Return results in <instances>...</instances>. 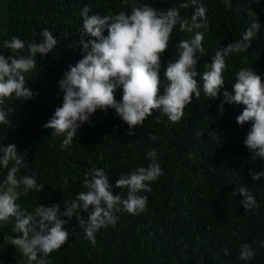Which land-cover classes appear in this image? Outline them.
Segmentation results:
<instances>
[{
    "label": "trees",
    "instance_id": "trees-1",
    "mask_svg": "<svg viewBox=\"0 0 264 264\" xmlns=\"http://www.w3.org/2000/svg\"><path fill=\"white\" fill-rule=\"evenodd\" d=\"M124 0H6L4 16L0 19V53L26 55V49L12 53L3 47L4 41L17 36L26 42L42 41L39 33L47 28L58 43L46 56H36V68L26 75L27 86L35 93L30 100L6 101L13 112L9 125L0 124V146L17 145L26 167L17 176L35 175L37 183H43L42 192L29 191L17 203L31 212L39 205L72 201L86 191L83 179L93 167L104 168L114 185L120 175L147 166L146 153L157 150V162L163 169L151 193L147 195V210L139 215L118 213L115 226L101 228L96 233L95 244L86 238L75 216L64 227L70 237L59 251L50 254L51 264H264V248L253 243L264 240V178L253 181L250 169L264 170V161L250 162V152L243 141L251 128V122L237 124L236 117L245 107L242 104H224L223 114L219 105L224 90L233 92L236 74L242 68L254 70L264 80V0H201L208 8L209 28L203 32L204 54L198 57L197 70L206 71L216 50L239 40L251 20L249 11H255L262 28L252 40L248 51L233 53L227 58L224 72L225 86L218 98L201 96L186 106L184 116L172 123L159 111L146 118L142 126L131 129L109 108L105 114L97 110L78 129L72 144L66 149L60 145L65 138L52 136L51 129L43 125L63 104V91L58 81L69 65L82 58L79 44L83 29L81 12L85 6L89 15L101 16L126 11L130 4ZM137 4L167 10L185 0H134ZM193 9H181V17L189 18ZM2 16V15H1ZM0 16V17H1ZM105 30L104 35L107 36ZM194 33L182 32L177 26L172 33L169 48L161 57V86L168 81L164 70L177 56V44L190 39ZM90 37H85L87 41ZM94 39V38H92ZM122 88L115 92L122 99ZM151 136H156L152 140ZM102 157V159H101ZM7 169L0 167V182ZM67 177L68 184L63 178ZM247 187L254 195L258 207L246 212L233 195L239 187ZM126 188H113V195H127ZM87 220L88 213H81ZM67 220V217H62ZM238 232L237 236H233ZM4 224L0 225V264H27V259L3 241ZM252 245L255 256L240 260V244ZM227 247L229 255L223 248ZM15 252V253H14Z\"/></svg>",
    "mask_w": 264,
    "mask_h": 264
},
{
    "label": "clouds",
    "instance_id": "clouds-1",
    "mask_svg": "<svg viewBox=\"0 0 264 264\" xmlns=\"http://www.w3.org/2000/svg\"><path fill=\"white\" fill-rule=\"evenodd\" d=\"M259 3V0H257ZM125 4L129 0H124ZM230 7V0H226ZM193 9L190 19L181 17V9ZM91 9L85 6L81 12L83 29L79 44L82 46V58L73 66L69 65L58 81L63 91V104L55 109L53 116L43 125L51 129L52 136H61L60 147L66 149L84 123L101 110L105 114L109 108L114 109L131 129L142 126L147 117L159 111L172 123H178L184 116V110L192 102L193 96L199 99L202 91L209 98H218L224 89V72L228 68L227 58L233 54L248 51L252 40L260 32L262 25L255 11H249L251 20L248 28L239 40L228 43L226 47L216 50L206 71L197 70L198 57L204 54V34L199 31L209 28L208 8L201 0H185L178 7L167 10L157 9L150 4H130V14L120 11L117 14L101 16L89 15ZM179 26L180 31L194 33L187 40L181 39L177 44L178 58L169 61L164 76L168 81L163 94L160 92L161 57L169 48L173 30ZM105 30L107 36L104 35ZM39 35L41 42L28 41L13 36L4 41L3 47L12 53L26 49V55L5 56L0 53V124L9 125L13 108L6 101L30 100L35 93L26 84V75L36 68V56H46L56 47L58 41L53 33L45 28ZM90 37L87 41L85 37ZM94 38V39H92ZM122 88V99L115 98V92ZM234 94L227 90L222 92L223 101L219 113L223 114L224 104H242L245 107L236 117L237 124L243 126L251 122L244 146L250 152V162L257 159L264 161V80L254 70L242 68L236 74L233 85ZM156 140V136H151ZM102 159V157H101ZM148 165L140 166L127 174H121L113 185L104 168L93 166L83 179L86 191L80 192L72 201H63V211L59 204L45 206L39 204L34 211H27L17 203L20 197L29 191L42 192L43 183H37L35 175L17 176L21 167H26L24 158L19 155L17 145L9 143L0 146V167L7 169V174L0 182V225L14 218L12 232L17 235L3 236V241L16 248L27 259V264H51L49 256L59 251L68 242L70 233L64 227L75 216L79 227L87 239L95 244L96 233L101 228L115 226L119 220L118 213L127 212L139 215L147 210L148 197L142 193H151V183L161 175L163 169L157 162V150L153 148L146 153ZM253 181L264 178V170H249ZM68 184L67 177L63 178ZM126 188L127 195H113V188ZM241 195L240 203L246 212L258 207L254 195L247 187H239L233 195ZM88 213L85 220L81 213ZM67 217L68 219H62ZM237 236L238 232H234ZM264 248V240H254ZM225 255L230 251L223 248ZM255 256L249 243L240 244L239 259L248 261Z\"/></svg>",
    "mask_w": 264,
    "mask_h": 264
},
{
    "label": "rangeland",
    "instance_id": "rangeland-1",
    "mask_svg": "<svg viewBox=\"0 0 264 264\" xmlns=\"http://www.w3.org/2000/svg\"><path fill=\"white\" fill-rule=\"evenodd\" d=\"M5 1L6 0H0V19L4 16V11H5V8H4V5H5ZM2 30V27L0 25V31ZM14 226V218L12 220H10L9 222H7L6 224H4V235L7 234V235H17V233H13L12 232V227ZM7 243V242H6ZM7 245L9 246L10 244L7 243ZM11 246V245H10ZM12 249L16 250V248H14L13 246H11ZM15 253V252H14ZM20 259H18L17 261L15 260L13 262V264H16L18 263Z\"/></svg>",
    "mask_w": 264,
    "mask_h": 264
}]
</instances>
